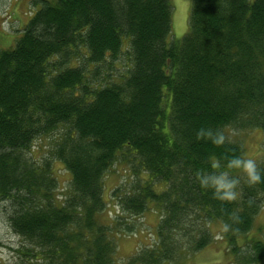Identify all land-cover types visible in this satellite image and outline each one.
Listing matches in <instances>:
<instances>
[{
  "label": "trees",
  "instance_id": "16d2710c",
  "mask_svg": "<svg viewBox=\"0 0 264 264\" xmlns=\"http://www.w3.org/2000/svg\"><path fill=\"white\" fill-rule=\"evenodd\" d=\"M190 4L188 30L173 40L171 0H45L0 50V201L22 240L16 264H187L215 243L217 223L227 264H264V235L247 237L264 180L233 170L238 198L227 202L198 179L213 160L246 154L229 130L264 138V0ZM201 127L228 140L198 139ZM57 132L37 159L35 144ZM119 161L145 178L115 189L118 210L104 223V182ZM57 162L71 175L62 202ZM152 211L153 241L120 262L115 231L134 233L125 217Z\"/></svg>",
  "mask_w": 264,
  "mask_h": 264
},
{
  "label": "rangeland",
  "instance_id": "374dc122",
  "mask_svg": "<svg viewBox=\"0 0 264 264\" xmlns=\"http://www.w3.org/2000/svg\"><path fill=\"white\" fill-rule=\"evenodd\" d=\"M44 1L45 0H0V50H9L16 45L27 23L42 7ZM48 1L55 2L56 0ZM171 2L174 8L171 38L173 40L181 39L188 30L190 0H171ZM123 63H127L125 58L118 64L124 65ZM227 135L230 140L244 147L246 155L256 159L257 162L264 161V138L260 131L229 130ZM57 137L58 132L48 139L38 141L35 144V157L40 159L47 156ZM128 171H130L129 166L119 161L107 173L104 183L105 197L108 206L106 212L99 217L101 222L110 223L115 218V213L118 210V207H114L115 200L113 198V192L115 189L122 188V190H128L132 188L133 185L137 186L140 181L143 183L144 180H142V178H145L144 175L140 174L134 177L133 173L130 174ZM55 172L60 182L58 201L62 202V198L70 186L71 175L64 169L62 164L58 162L55 164ZM159 187L160 185H158V188ZM8 206V204L0 201V264H16L17 259L15 250L22 245L21 238L15 235L9 225L7 216ZM125 220L130 226H134V233L115 231V233H117L116 238L118 239L120 262H123L128 257L135 254L137 249L143 247V245L151 244L153 241L152 234L154 236L155 228L159 222V215L152 211L141 219L127 216ZM222 230L223 227L220 223L214 225L213 232L215 234V243L196 255L189 256L184 262L187 264H217L220 262L227 264L229 259L225 258L224 255L226 242L222 239ZM262 235H264V206L256 218L253 230L247 237L252 240L253 238H261ZM243 241L244 240H241V243Z\"/></svg>",
  "mask_w": 264,
  "mask_h": 264
},
{
  "label": "clouds",
  "instance_id": "9594fccd",
  "mask_svg": "<svg viewBox=\"0 0 264 264\" xmlns=\"http://www.w3.org/2000/svg\"><path fill=\"white\" fill-rule=\"evenodd\" d=\"M198 139L209 140L212 144L220 146L228 140L221 130L201 127L197 133ZM212 171L198 173V179L202 188L211 189L213 196L220 201L232 202L238 198V185L240 178L233 174V170L239 171L248 184H255L264 180V170L258 167L256 159L246 155H234L227 159L226 164L221 165L217 160L211 163ZM229 225L224 224L227 230Z\"/></svg>",
  "mask_w": 264,
  "mask_h": 264
},
{
  "label": "bare ground",
  "instance_id": "6f19581e",
  "mask_svg": "<svg viewBox=\"0 0 264 264\" xmlns=\"http://www.w3.org/2000/svg\"><path fill=\"white\" fill-rule=\"evenodd\" d=\"M154 118V117H153ZM247 257V256H246Z\"/></svg>",
  "mask_w": 264,
  "mask_h": 264
}]
</instances>
